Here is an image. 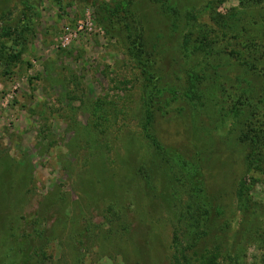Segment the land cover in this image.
I'll return each mask as SVG.
<instances>
[{
	"label": "rangeland",
	"instance_id": "obj_1",
	"mask_svg": "<svg viewBox=\"0 0 264 264\" xmlns=\"http://www.w3.org/2000/svg\"><path fill=\"white\" fill-rule=\"evenodd\" d=\"M0 264H264V0H0Z\"/></svg>",
	"mask_w": 264,
	"mask_h": 264
},
{
	"label": "trees",
	"instance_id": "obj_2",
	"mask_svg": "<svg viewBox=\"0 0 264 264\" xmlns=\"http://www.w3.org/2000/svg\"><path fill=\"white\" fill-rule=\"evenodd\" d=\"M144 111H146V113H148L149 109L146 107ZM148 115H149V114H148ZM149 123H150V122L148 121L147 125H148ZM151 139H152L153 143H155V145L158 147V149H161V148H162V147L156 142V140L154 139L153 136H151ZM112 210H113L112 208H108V209L106 210V215H110V214L112 213Z\"/></svg>",
	"mask_w": 264,
	"mask_h": 264
}]
</instances>
